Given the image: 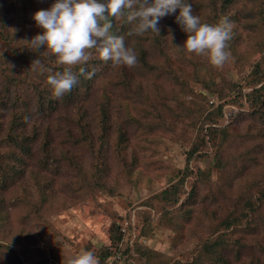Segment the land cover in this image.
I'll use <instances>...</instances> for the list:
<instances>
[{"label": "rangeland", "instance_id": "1", "mask_svg": "<svg viewBox=\"0 0 264 264\" xmlns=\"http://www.w3.org/2000/svg\"><path fill=\"white\" fill-rule=\"evenodd\" d=\"M239 1L230 10L236 21L227 42L229 58L219 67L205 56L174 47L181 46L186 35L175 20L173 25L164 16L158 22L171 59L175 56L209 64L216 73V83L229 92L225 100L202 89L190 77L189 68L182 74L187 82L184 88L183 83H160L154 74L127 66L123 77L113 72L105 79L106 91L97 97L101 103L110 97L111 125L104 133V146L98 141L102 131L95 111L94 119L84 127L76 124L78 117L65 108L51 114L49 123L42 120L44 126L57 127L55 133L46 136L40 132L33 161L25 162V170L14 181L0 184V264H62L64 257L82 250H92L97 256L99 250L110 246L111 225L126 228V221L131 226L119 249L128 251L117 264H212L199 250L203 241L220 229L224 216L241 205L240 196L254 200L264 191V96L254 97L252 104L245 97L254 88L249 83L254 64L264 60L260 18L264 16V0ZM52 2L38 3L36 8L47 9ZM8 27L13 28V34L39 32L36 24L30 27L28 19L19 16L11 17ZM130 39V45L138 42L133 36ZM147 56L150 62L164 65L161 55L151 51ZM119 81L123 83L112 88ZM126 82L129 87L125 89L122 85ZM235 94L237 99H233ZM211 102H224L223 116H212L217 123L225 126L232 121L227 125L230 137L221 153L224 167L215 168L210 156L191 163L193 173L188 176L183 169L185 151L193 138L191 116L194 107ZM252 111L255 117L250 115ZM67 132L73 138L67 139ZM121 134L124 141L118 148ZM88 135L91 146L88 141L76 143ZM17 150L9 144L0 152ZM193 164L207 170L209 181L200 184L191 201L186 196L195 181ZM184 175L180 202L167 204L160 192L171 184L180 185ZM260 215L264 219V208ZM225 234L230 240L239 235L236 230ZM231 246L224 250L228 256L235 251ZM260 258L264 260V256Z\"/></svg>", "mask_w": 264, "mask_h": 264}, {"label": "trees", "instance_id": "2", "mask_svg": "<svg viewBox=\"0 0 264 264\" xmlns=\"http://www.w3.org/2000/svg\"><path fill=\"white\" fill-rule=\"evenodd\" d=\"M45 1L47 0H0V149L3 145L8 146L9 144L18 149L17 153L0 152L1 185H3V182L6 183L7 180L12 181L17 174L20 175L25 170L26 161H33V155L38 148H34V143L39 138V133L43 132V135L48 136L49 133H55L57 128L44 126L45 124L42 120L46 119L49 123L48 117L62 108H65L66 112L71 111L75 114L78 117L75 123H79L83 127L86 122L94 119V111L97 112L96 117H99V120L96 121V124L97 126L99 125L102 131L98 141L100 139V146L103 145L104 141H106L104 133L108 131L111 125V117L108 113L110 97H104L105 99L103 98L102 103L97 101V97L103 90L106 91L107 82L105 83L104 81L105 79L107 80L108 76L115 72L116 76L123 77L122 73L127 68L125 65H114L110 60L104 61L99 58L95 49L89 50L92 55L90 60L86 62V71L95 69L92 78L88 79L78 75L77 84L69 92L59 98L53 96L47 83V76L56 71H62L66 66L60 64L55 56H51L46 48L43 49L41 47L38 51L33 49L27 42L34 36L33 33L27 36L22 35L21 31L13 34V28L8 27L13 16H19L20 19L27 18L29 26L34 27L35 24L31 23L32 13L38 10L36 8L39 5L38 3L42 6ZM188 2L192 4L194 14L198 15L201 12V16L198 15L201 18V22L214 24L221 17L226 16L233 25L236 18L235 14L230 12V10L232 6L240 1L188 0ZM175 13L166 15L170 23L175 20ZM250 15V13H247L246 17L251 19ZM260 18L263 19L262 22L264 24V16ZM109 19L113 25L112 33L123 36L125 45L132 48L135 52L137 63L134 66L136 68H140L150 75L154 74L160 83L161 80L170 82L173 85L183 83L184 88L187 87V82L183 80L182 74L186 72L185 69L189 68L191 69L190 77L202 89H206L213 94L216 92L218 100L223 101L229 95V92L224 91L223 87L216 83V73L213 72L209 64L201 60L175 59V56L171 59L168 46L163 43V34L165 32L161 31V27H158V34L151 31L135 34L133 31L134 22L129 23L124 17H109ZM166 26L169 27L171 25ZM177 26L180 27L178 24ZM20 27H24V25H20ZM38 31L40 32L41 29L39 28ZM180 31H182L181 28ZM130 36H133L138 42L130 45ZM151 51L156 53V55L162 56L161 59L164 60L163 66L149 61L147 54ZM34 59H39L45 69H51L52 71H41L39 66H37L36 70H33L31 63ZM77 67L74 66L73 71H76ZM263 70L264 60L254 64L252 80L249 81L254 88L245 95L246 100L250 104H252L254 97L258 95L264 96ZM122 83L120 81L116 84L113 83L112 88L115 85L120 86ZM122 86L126 89L129 87V82L124 83ZM230 90H232V87ZM240 95V97L243 95L241 90ZM237 98L238 94H235L233 99ZM91 102H93V105H90ZM223 105L224 102L217 105L211 102L209 105L206 104L205 107H202V105L201 107H194L195 114L191 116L192 121L189 123L193 138L188 143V149L185 151L183 169L188 176V173H193V169L190 166L191 163L206 160L210 156L213 158V166L215 168L219 170L224 167L221 153L225 150L230 137L227 132V125L232 123V121L230 120L225 126H221L220 123H217L212 118V116L217 118L223 116ZM250 115L255 117L256 113L252 111ZM65 137L67 139L73 138L69 135V132L65 134ZM82 141H88L90 143L89 146L92 145L89 135L76 140V143ZM123 141L124 136L121 134L117 140L118 148H120L119 146ZM195 165L193 164L196 169L195 181L190 186L186 196V200L191 201L195 199V194L200 188V184L203 181H209L207 170L200 169ZM187 175L182 176L180 185L171 184L169 189L160 192L161 196L157 195L162 197L167 204L175 205L179 203L181 194H183H180V192H182L183 182L186 180ZM250 197L248 199L245 196H240L239 202L241 205H245L241 209H239L241 205L234 207L228 215L219 221L220 229L213 230L211 236L203 241L199 250L212 264H264V260L261 261L260 258V255L264 256V219L260 215L261 209L264 208V191H261L254 200L252 197L250 200ZM126 222V228L116 224L111 225L108 231L110 246L102 251L99 250L97 253L100 264H117V261L121 260L123 252L126 253L128 251V248L125 250L119 249V245L125 238V231H129V226H131L130 221ZM229 230H236L239 235L235 236L234 240H230L229 236L225 234ZM231 244L235 246V251L233 255L228 256L225 251L228 250V247L232 248ZM250 256L254 257L251 259Z\"/></svg>", "mask_w": 264, "mask_h": 264}, {"label": "clouds", "instance_id": "3", "mask_svg": "<svg viewBox=\"0 0 264 264\" xmlns=\"http://www.w3.org/2000/svg\"><path fill=\"white\" fill-rule=\"evenodd\" d=\"M174 12L175 22L186 34L183 44L174 47L205 56L213 66H222L229 58L227 42L232 36V22L226 16L214 24L201 22L188 0H53L47 9L32 13L31 18L41 31L27 42L36 51L46 48L66 66L47 76L53 96L59 98L77 84L78 75L88 79L94 75L95 69L86 71V62L92 55L89 50L95 49L100 59L110 60L114 65L132 67L137 63L136 54L125 45L124 37L112 33L109 17L134 22L135 34L148 31L158 34L159 20ZM31 66L33 70L39 66L41 71H52L45 69L39 59H34ZM74 66H78L76 71ZM62 264L100 262L92 250H82L64 257Z\"/></svg>", "mask_w": 264, "mask_h": 264}]
</instances>
